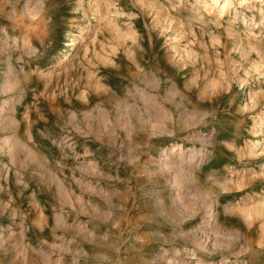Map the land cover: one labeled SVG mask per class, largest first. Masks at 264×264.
Returning <instances> with one entry per match:
<instances>
[{"label": "rangeland", "instance_id": "obj_1", "mask_svg": "<svg viewBox=\"0 0 264 264\" xmlns=\"http://www.w3.org/2000/svg\"><path fill=\"white\" fill-rule=\"evenodd\" d=\"M263 121L264 0H0V264H264Z\"/></svg>", "mask_w": 264, "mask_h": 264}, {"label": "bare ground", "instance_id": "obj_2", "mask_svg": "<svg viewBox=\"0 0 264 264\" xmlns=\"http://www.w3.org/2000/svg\"><path fill=\"white\" fill-rule=\"evenodd\" d=\"M63 59L66 60V56H64ZM258 129L259 130L261 129V131L264 130V121L260 122V128H258ZM261 134H263V133H261ZM251 150H253V151L255 150L256 152L264 150V141L261 142L260 140H255V141L251 142Z\"/></svg>", "mask_w": 264, "mask_h": 264}]
</instances>
